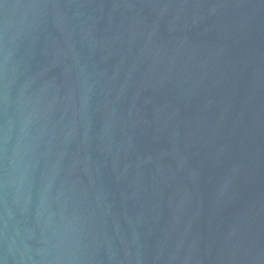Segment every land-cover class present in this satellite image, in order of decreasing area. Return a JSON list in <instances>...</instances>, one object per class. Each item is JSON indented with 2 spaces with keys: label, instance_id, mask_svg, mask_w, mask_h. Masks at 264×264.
<instances>
[{
  "label": "water",
  "instance_id": "1",
  "mask_svg": "<svg viewBox=\"0 0 264 264\" xmlns=\"http://www.w3.org/2000/svg\"><path fill=\"white\" fill-rule=\"evenodd\" d=\"M0 264H264V0H0Z\"/></svg>",
  "mask_w": 264,
  "mask_h": 264
}]
</instances>
